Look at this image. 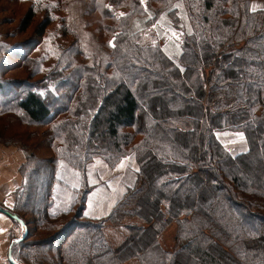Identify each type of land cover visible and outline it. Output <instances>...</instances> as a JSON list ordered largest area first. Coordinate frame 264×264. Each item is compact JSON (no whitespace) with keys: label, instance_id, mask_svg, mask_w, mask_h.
<instances>
[{"label":"trees","instance_id":"1","mask_svg":"<svg viewBox=\"0 0 264 264\" xmlns=\"http://www.w3.org/2000/svg\"><path fill=\"white\" fill-rule=\"evenodd\" d=\"M70 1L0 0L5 11L27 6L23 31L41 17L36 38L22 48L0 31V144L26 155L12 207L0 202L1 212L27 226L12 245L15 262L264 264V7L181 0L188 30L180 0H121L124 14L106 12L111 0H81L86 29L108 55L90 65L67 25ZM162 15L183 33L181 58L143 45L132 29L136 18L151 26ZM45 41L49 47L34 55ZM17 66L27 78L7 77ZM220 131L242 134L248 149L232 153ZM126 157L137 163L134 183L108 214L87 215L89 165L100 158L115 168ZM62 161L82 180L78 207L55 213ZM129 217L145 225L128 224L127 237L113 246L105 225ZM173 224L167 250L160 239Z\"/></svg>","mask_w":264,"mask_h":264},{"label":"rangeland","instance_id":"2","mask_svg":"<svg viewBox=\"0 0 264 264\" xmlns=\"http://www.w3.org/2000/svg\"><path fill=\"white\" fill-rule=\"evenodd\" d=\"M119 1L121 0L109 1L106 6V12L108 14L126 13L128 11L127 8L119 9L117 7ZM252 1L254 8L264 7V0ZM12 6L13 7L11 8L7 7V10L5 11L3 10L4 6L0 4V31L3 33V36L8 39V41L13 44H20L21 47L22 45L27 44L30 40L36 38L34 31L37 24L40 22L41 17H36L33 19L30 26L23 31L22 29H24V24L22 21L26 16L27 6ZM85 8L86 4L81 0L70 1L67 4L65 14L67 25L80 37L79 46L86 53L89 64L92 65L95 62H101L105 64V62L108 60V55L106 50L100 45L101 40L99 37H97V35L91 34L86 29ZM178 8H180L179 14L182 16L181 27L186 26V29L191 30L190 21L185 10V5L181 0L180 7ZM148 16H152V14L149 13ZM145 20V18H136L132 27L133 30L141 31V43L143 45L159 44L172 58H181L180 52L185 38L182 31L175 28L173 19L166 15H162L156 21L157 23L151 26H145ZM58 23L59 21H56L48 29V31L56 29L58 27ZM45 46L49 47L46 41L33 54H41L40 51H42ZM8 58L11 62H15L17 60V57L14 55H10ZM28 75L29 74L27 71L19 66L12 68L7 73V77L10 79H24L27 78ZM0 131L2 132V128H0ZM238 134L239 133L237 132L230 131H220L218 133L219 137L221 138L220 140H222L226 148L228 145L229 151H245L248 149V142L246 141L247 139L244 136L241 139ZM0 145L6 149L5 153L6 151L8 152L2 156V160L5 161L3 163V169L7 174V177H9V175L12 177L14 173L15 175H18L17 165L21 163L24 151L16 146H5L3 144ZM15 148L16 150H19L20 153L23 151L18 157L15 155V153H13L16 152ZM63 164L62 166L60 165L59 171L57 173L59 181L55 183L54 187V197L57 196V192L59 196L58 201L56 198V205L54 204L55 209L53 210V207L51 210L55 213L63 209L69 210L72 207H78V203H76L78 199L76 200V198L78 196V190L81 187L82 174L78 169L66 164V162ZM136 168L137 163L133 157H126L115 168L109 167V165H107L104 160L100 158L96 159L91 165H89L88 181H90L94 189L90 195L87 196L88 203L85 211L86 214L94 218L108 214L110 212L109 210L113 208L116 201L122 197L128 187L134 183L136 178ZM1 195L2 194H0V198ZM17 224L19 228L23 230L20 222ZM128 224L145 225V222L137 217H129L125 219L121 225H114L111 223H107L105 225V237L113 246L119 245L127 237L128 229L126 226ZM176 231L177 226L173 224L162 235L160 241L165 249H173ZM136 262L138 261L136 260Z\"/></svg>","mask_w":264,"mask_h":264},{"label":"crops","instance_id":"3","mask_svg":"<svg viewBox=\"0 0 264 264\" xmlns=\"http://www.w3.org/2000/svg\"><path fill=\"white\" fill-rule=\"evenodd\" d=\"M218 137H219V135H218ZM219 139H221V138L219 137ZM227 149H228V145H227ZM5 150L6 149L0 145V194H2L1 198H0V202L3 203L4 205H6L7 207H12V204H13V198H12L13 195L12 194L21 184V177H20L18 168L25 162L26 156H25L24 152L22 151L23 152V159H22L21 163L17 165V171H18L19 176L15 175V173H14V175L12 177L10 175H9V177H7V174L5 173V171L3 169V163L5 161L2 160V156L4 154L8 153L7 151L5 153ZM15 150H16V148H15ZM240 152H244V150L239 151V152H232V153L236 154V153H240ZM13 153H15V155L17 157L19 156V154L21 155L19 150H16V152H13ZM63 163L64 162H61V166ZM56 195L57 196H55V205H56V202L59 200L58 192L56 193ZM56 198H57V201H56ZM53 207H54L53 208V210H54L55 206H53ZM60 211H64V209L60 210ZM0 229L3 230V231H0V264H11V262L8 259L11 245L16 238L23 235L24 228H23V230H21V228H19L18 224L15 223L6 213L0 211ZM136 260L135 259L131 260L127 264H139V262H136Z\"/></svg>","mask_w":264,"mask_h":264},{"label":"water","instance_id":"4","mask_svg":"<svg viewBox=\"0 0 264 264\" xmlns=\"http://www.w3.org/2000/svg\"><path fill=\"white\" fill-rule=\"evenodd\" d=\"M6 214L10 215V213H8V212H6ZM10 216H11V215H10ZM12 216H13V218L17 219V220L20 222V224L22 225V227L24 228V234H23L22 236L16 238V239L13 241V243H15V242L21 241L22 239H24V238L26 237V234H27V226H26V224L23 222V220H22L21 217H19V216H17V215H12ZM13 243H12V245H13ZM12 245H11V248H12ZM11 248H10V251H9L8 259H9V261L11 262V264H19V263L15 262V260H14L13 257H12Z\"/></svg>","mask_w":264,"mask_h":264},{"label":"snow or ice","instance_id":"5","mask_svg":"<svg viewBox=\"0 0 264 264\" xmlns=\"http://www.w3.org/2000/svg\"><path fill=\"white\" fill-rule=\"evenodd\" d=\"M141 2H143V0H141ZM178 7V6H177ZM175 35V34H174ZM112 42H110V44H111ZM112 46H114V45H112ZM240 137H241V139L243 138V135L242 134H238ZM0 231H3L2 229H0Z\"/></svg>","mask_w":264,"mask_h":264}]
</instances>
